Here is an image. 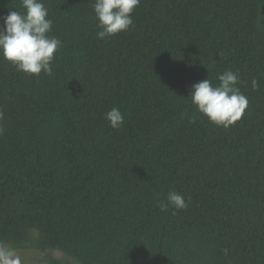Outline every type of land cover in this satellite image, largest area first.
Masks as SVG:
<instances>
[{"label": "trees", "instance_id": "1", "mask_svg": "<svg viewBox=\"0 0 264 264\" xmlns=\"http://www.w3.org/2000/svg\"><path fill=\"white\" fill-rule=\"evenodd\" d=\"M94 2L43 0L51 75L0 58V244L58 264H264V0H140L106 39ZM13 9L0 0V26ZM227 70L248 105L225 128L188 96ZM173 191L187 206L161 211Z\"/></svg>", "mask_w": 264, "mask_h": 264}, {"label": "clouds", "instance_id": "2", "mask_svg": "<svg viewBox=\"0 0 264 264\" xmlns=\"http://www.w3.org/2000/svg\"><path fill=\"white\" fill-rule=\"evenodd\" d=\"M24 10H11L3 17L0 26V58L10 63L18 72L29 76L52 74L54 53L61 47V40L50 36L52 21L43 0H20ZM140 0H95L93 11L97 20L98 39H106L129 30L133 25L132 12ZM218 86L204 79L191 86L189 96L197 112L216 126L227 128L238 121L248 105L236 85L237 75L227 70L218 76ZM257 86L253 81V87ZM111 128L123 123V114L113 107L105 113ZM187 206L184 197L169 192L166 202H161V211L169 208L181 210ZM227 255V249L222 250ZM0 264H21V256L14 247L0 244Z\"/></svg>", "mask_w": 264, "mask_h": 264}, {"label": "rangeland", "instance_id": "3", "mask_svg": "<svg viewBox=\"0 0 264 264\" xmlns=\"http://www.w3.org/2000/svg\"><path fill=\"white\" fill-rule=\"evenodd\" d=\"M21 256V264H58L68 259L61 252H45L39 253L32 249L18 250Z\"/></svg>", "mask_w": 264, "mask_h": 264}]
</instances>
